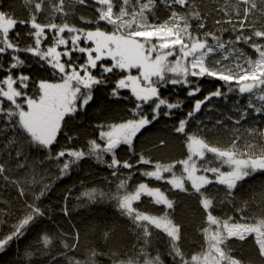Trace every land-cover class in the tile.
<instances>
[{"label": "snow or ice", "instance_id": "obj_1", "mask_svg": "<svg viewBox=\"0 0 264 264\" xmlns=\"http://www.w3.org/2000/svg\"><path fill=\"white\" fill-rule=\"evenodd\" d=\"M93 2L97 5V15L93 19L80 17L83 23L95 25L91 28L69 24L65 19L69 15L67 8L85 6L87 0L51 3L52 13L61 14L63 22L46 24L38 22V15L45 10V0H23L29 10L26 20H18L0 5V73L3 74L0 76V179L16 188L19 197L26 198L29 191L26 186L39 182L35 169L45 160L56 162L62 179L81 161L93 159L112 170L115 191L91 189L81 193L78 199L86 198L91 203L112 201L120 216L129 222L139 243L138 249L136 244L132 245L135 255L127 259H117L118 253L112 252V264H166L165 256L171 258L170 264H245L234 255L231 244L249 238L257 258L264 264V210L259 215H249L247 200L239 207L235 203V190L240 182L264 172V128L237 127L246 120L249 109L264 114V0H223L224 6L214 11L223 13L227 19H213L214 25L219 26L216 31L207 30L209 13L202 12L196 0ZM161 11L165 14L163 19ZM17 24L29 28L26 36L32 43L21 47L20 41L10 36ZM109 26L111 31L107 30ZM223 33H230L228 39ZM19 36L17 32L16 37ZM49 36L51 43L45 44ZM29 57L50 78L33 79L25 73L23 69L30 67L26 63ZM132 70H136L135 75ZM116 74L119 78L108 95L117 100L134 98L130 116L98 124V135L83 148L66 147L53 154L52 146L66 118L86 111L94 100V91L107 87L110 77ZM205 77L223 83L203 99H196L191 110L172 128L184 138V157L164 163L137 152L138 133L161 116L172 117L173 110L181 108L182 102H171L161 95V90L179 86L192 98L202 91L199 81ZM121 90H128L130 96H122ZM229 94L247 97L246 105L240 106L239 99L233 104L236 117L227 116L232 121L231 128L221 119H216L212 128L196 120V130L188 131L191 121L212 98L227 102ZM221 128L229 134L225 147L209 139ZM67 139L72 143L75 137L67 136ZM122 146L131 153L123 161L117 157ZM159 146L166 147L167 142L161 139ZM25 148L46 152L45 160H33L29 164ZM106 156L110 159L106 160ZM13 164L17 170L31 167L33 172H18L12 178L8 173L13 171ZM137 172L145 180L129 184ZM146 181L164 182V186ZM49 190V185H43L39 194L33 195L32 203H26V213L11 225L7 234L0 236V252L46 216L47 210L36 202ZM175 193L195 198L201 210L198 251L184 250V226L174 216ZM261 199L264 200V195ZM84 202L82 199V205ZM141 203L146 208L139 207ZM218 209L221 215L215 214ZM61 211L65 216L70 215L67 206ZM229 211L233 214H228ZM111 236L109 231L103 234L106 241ZM53 241L54 237L42 230L36 244L43 252L53 247ZM157 241L164 245V251L156 250L153 255L149 249ZM60 243L63 249L78 250L79 232L71 242L60 238ZM33 247L29 245L24 251L28 260L36 256ZM58 255L62 259L53 257L55 264H99L98 257L104 253L92 248L83 260L65 252Z\"/></svg>", "mask_w": 264, "mask_h": 264}, {"label": "trees", "instance_id": "obj_2", "mask_svg": "<svg viewBox=\"0 0 264 264\" xmlns=\"http://www.w3.org/2000/svg\"><path fill=\"white\" fill-rule=\"evenodd\" d=\"M56 2L58 0H45V10L38 15L39 23L63 22L61 20V14H53L51 11V3ZM196 2L202 12L209 13L208 19L206 20L208 31H216L219 27L214 25L213 19H227L223 16V13L214 11V9L224 6L223 0H196ZM0 5H2L3 10L14 13L18 20H26L29 18V10L24 5L23 0H0ZM96 7L97 5H95L93 0H87L85 6H76L74 10L67 8L66 10L69 12V15L65 18L66 22L78 27H95V25L83 23L80 17L84 16L93 19L97 15ZM160 15L162 19L165 18V14L162 11ZM103 26L102 23L101 27ZM107 30L111 31L110 26ZM28 31L29 28L27 26L17 24L15 29L10 32V36L14 40L18 39L21 47H23L26 44L32 43V40L26 36ZM17 32L20 34L19 37H16ZM229 35L230 33H223L225 39H228ZM49 43H51L50 36L45 41V44ZM245 50L251 53V49L246 48ZM20 55L22 58L24 57L23 53ZM80 62L83 61L81 60ZM26 63L30 67H25L23 71L31 74L33 79L42 77L50 78V74L43 72L39 68V65L34 63L30 57ZM135 73L136 70H132V74ZM2 75L0 73V76ZM118 78V74L111 76L107 87L97 88L94 91V100L87 106L86 111L78 113L74 118H66L63 130L58 134L57 142L52 146L53 154L66 147L83 148L89 139L95 138L98 135L96 131L98 124L118 121L121 117L126 119L130 116L129 109L134 107V98L117 100L108 95L114 86V81ZM222 83L221 81L207 77L202 78L199 81L202 91L192 98L187 97L186 90L179 86H169L162 89L161 95L168 98L171 102H182L181 108L179 110H173L175 115L172 117L161 116L158 121L153 122L146 129H142L135 140L136 151L144 152L153 160H159L164 163L182 159L186 153V149L183 146L184 138L180 134L172 131L173 126L191 110L196 99H203L205 95L214 91ZM224 90L226 91V88ZM121 95L130 96V93L128 90H121ZM237 99H239L240 106L246 105V96L237 97L234 94H229L227 102L223 98H212L211 102L205 105L202 111L197 113L196 119L191 121L188 131L196 130V120H200L203 125L212 128L216 119H221L231 128L233 126L232 121L227 120V116L232 115L236 117L233 104L236 103ZM248 111L250 114L246 120L241 121V125L237 127L264 128V114H255L251 109ZM65 133H67V136H74L75 140L69 143ZM228 135L221 128L216 135L209 136V139L212 143H216L220 147H225L229 142ZM161 139L167 142L166 147L159 146ZM24 151L29 157V164L33 160L37 162L45 160V156L47 155L46 152H36L27 148ZM119 152L125 156V159H129L131 156V153L127 152L126 147H121L117 151V156ZM105 159H110V157L106 156ZM122 159L125 160L124 158ZM21 162L24 163L25 161L22 159ZM133 162H135L134 158ZM138 167L140 166L138 165ZM35 171L38 173L36 179L39 182L26 186L29 188L26 198L19 197L16 188L5 184L0 179V209L3 210V216L0 217L3 220V223H0V236L7 234L11 225L16 223L26 213V203H32L33 195L39 194L43 185L47 184L50 186L47 194L36 202L42 209L47 210L46 216L38 219L35 225L29 227L23 237L14 240L5 251L0 252V264H33L34 260L37 261V264H41V262L42 264H55L52 259L53 257L62 259L58 255L59 252H65L67 255H75L77 258L83 260L87 255L91 254L92 248H96L97 251L104 253V255L98 257L99 264H112V260L110 259L112 252L118 253L117 259H127L129 256L135 255L132 245L136 244L138 249L139 243L135 240L129 222L120 216L119 212L113 206L112 201L103 200L97 203H91L87 202L86 198L78 199V197H81V193L91 189L104 192L111 190L114 192L115 178L111 176V169L107 168L104 164L96 163L93 159H85L79 165L74 166L61 179L59 178L56 162L45 160V163L36 168ZM122 171L125 174L128 172V170ZM18 172L31 174L33 169L27 167L23 170H17L13 164V171L8 173V175L15 178ZM29 178L31 177L29 176ZM142 180H145V178L141 177L137 172L133 179L129 181V184L134 185ZM146 182H150L154 186H164V182ZM262 195H264V173L258 172L246 178L238 185L235 190L236 206L239 207L242 201L247 200L249 202L247 214L259 215L264 210V200L261 199ZM65 196H67V200H65ZM172 198L176 201L175 219L184 226V250L188 253L198 251L199 241L201 239L198 234V228L202 226L203 217L201 210L198 208L197 201L195 198L183 193H175ZM82 199L85 201L83 205L81 203ZM144 200L147 201V198H144ZM65 206L70 211V215L68 216H65L61 211V208ZM139 207L146 208V204L141 203ZM147 210L151 211V208H147ZM225 210L228 211V209ZM215 214L221 215L222 213L218 209ZM228 214L231 215L233 212L229 211ZM42 230L47 231L54 237L53 247L45 249L43 252L39 250L40 245L36 244L38 235L41 234ZM105 231L112 233L111 239L107 241L103 238ZM77 232H79V249L74 251L63 249L60 238L71 242ZM29 245H34L32 250L36 252V256L32 260L24 257V251ZM231 246L235 249L234 255L244 260L245 264H248L249 261L252 264H261L257 258L251 238L246 242L234 241ZM149 250L154 255L156 250L163 252L164 245L157 241L154 242V246ZM44 253H47V255H44ZM164 258L166 264H170L171 258L167 256Z\"/></svg>", "mask_w": 264, "mask_h": 264}, {"label": "rangeland", "instance_id": "obj_3", "mask_svg": "<svg viewBox=\"0 0 264 264\" xmlns=\"http://www.w3.org/2000/svg\"><path fill=\"white\" fill-rule=\"evenodd\" d=\"M136 74V73H135ZM135 74H133V75H135ZM122 147H126V146H122ZM128 152V151H127ZM121 161H123V159L122 158H124L125 159V156H123L122 155V153L121 152H119V154H118V156H117Z\"/></svg>", "mask_w": 264, "mask_h": 264}, {"label": "water", "instance_id": "obj_4", "mask_svg": "<svg viewBox=\"0 0 264 264\" xmlns=\"http://www.w3.org/2000/svg\"><path fill=\"white\" fill-rule=\"evenodd\" d=\"M261 173H264V172H261Z\"/></svg>", "mask_w": 264, "mask_h": 264}]
</instances>
